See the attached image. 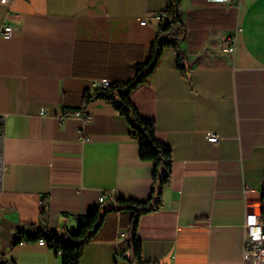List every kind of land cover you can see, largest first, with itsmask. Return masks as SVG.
<instances>
[{"label":"crops","instance_id":"1","mask_svg":"<svg viewBox=\"0 0 264 264\" xmlns=\"http://www.w3.org/2000/svg\"><path fill=\"white\" fill-rule=\"evenodd\" d=\"M9 1L0 5V30L13 28L0 36V247L13 264H61L47 245H12L15 231L73 233L104 203L150 196L154 165L140 160L125 119L84 95L92 81L133 78L165 1ZM181 19L184 71L166 48L130 95L172 157L161 209L138 218L141 258L243 264V218L260 212L264 186V0H181ZM134 218L107 214L79 264H129Z\"/></svg>","mask_w":264,"mask_h":264},{"label":"trees","instance_id":"2","mask_svg":"<svg viewBox=\"0 0 264 264\" xmlns=\"http://www.w3.org/2000/svg\"><path fill=\"white\" fill-rule=\"evenodd\" d=\"M165 1V22L157 31L150 48L148 60L136 65L132 79L122 83H110L106 89H96L84 95V103L102 100L112 106L118 115L123 117L130 129V135L138 143L141 161L154 165L151 178V192L146 201L119 199L114 204L104 203L96 208L73 233L59 235L55 232L43 231L35 224H27L15 231L12 245L22 242H37L43 239L48 248L60 257L61 264H79L86 245L92 242L103 225L107 214L113 211L129 210L135 218L132 220V237L128 240L127 260L129 264H146L141 258V241L136 236L138 218L142 215L159 211L162 207L164 190L170 184L172 157L169 147L160 142L156 136L152 120L142 118L130 100L131 93L147 83V79L156 70L162 51L166 48L174 50L177 66L184 71L183 54L179 44L185 35L181 19V0ZM260 215L264 221V186L261 190ZM0 264H13L8 261L0 247Z\"/></svg>","mask_w":264,"mask_h":264},{"label":"built area","instance_id":"3","mask_svg":"<svg viewBox=\"0 0 264 264\" xmlns=\"http://www.w3.org/2000/svg\"><path fill=\"white\" fill-rule=\"evenodd\" d=\"M210 3L215 2H226L227 0H207ZM9 0H0V5H7ZM165 18V14H160L155 16V19L161 21ZM147 23L146 19L140 21L141 25ZM13 28L9 25H4L0 30V36L4 39H9L12 36ZM229 53H234V40H231V45L228 48ZM109 86V81L106 79L92 81L90 83V88L96 89H106ZM68 115H62L66 117ZM84 117V116H83ZM85 118V117H84ZM206 140L209 143L218 142V137L213 134H208ZM105 198L102 196L98 199V202L103 203ZM243 254L242 262L243 264H264V221H262L260 212L248 211L245 213L243 218ZM120 236H123L120 233ZM23 243V242H22ZM37 243L41 246H45L46 242L43 239H39Z\"/></svg>","mask_w":264,"mask_h":264}]
</instances>
